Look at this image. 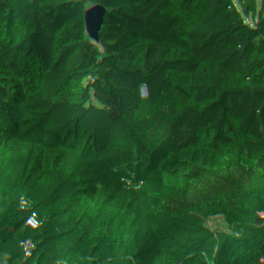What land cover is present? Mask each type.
I'll use <instances>...</instances> for the list:
<instances>
[{
	"label": "trees",
	"instance_id": "trees-1",
	"mask_svg": "<svg viewBox=\"0 0 264 264\" xmlns=\"http://www.w3.org/2000/svg\"><path fill=\"white\" fill-rule=\"evenodd\" d=\"M181 3L0 0V80L45 74L60 120L39 131L0 99V264H264V164L246 172V149L226 145L262 112L224 109L236 47L198 77L188 53L159 49L178 38L163 30ZM8 43L28 53L24 71ZM52 135L66 138L59 171Z\"/></svg>",
	"mask_w": 264,
	"mask_h": 264
},
{
	"label": "built area",
	"instance_id": "built-area-1",
	"mask_svg": "<svg viewBox=\"0 0 264 264\" xmlns=\"http://www.w3.org/2000/svg\"><path fill=\"white\" fill-rule=\"evenodd\" d=\"M181 1V5L175 10L173 25L163 30L164 34L177 33L178 38L174 41L160 44L159 49L163 52L183 51L188 53L191 62L190 73L193 77H198L215 67L219 53L215 50L214 43L224 36L228 29L237 27L238 23L229 20L217 28H213L212 24L206 23L200 33L181 36L182 28L179 24V13L182 5L187 0ZM224 1L228 10H237L241 13L242 20L246 24L249 33L264 42V0H261L259 4L252 2L248 5L236 3L232 0ZM202 42L205 43V48H200ZM10 83L0 80V99L6 96L11 97L17 104L32 110L37 117V130L48 131L51 124L60 123V120L53 114L49 98L46 96L48 86L45 74H32L26 84L15 89H11ZM253 103L255 109L264 113V97L257 99ZM234 144H240L246 149V157L242 163V167L246 172L257 171L264 164V140L249 139L243 133H235L231 134L226 141L227 146Z\"/></svg>",
	"mask_w": 264,
	"mask_h": 264
},
{
	"label": "crops",
	"instance_id": "crops-1",
	"mask_svg": "<svg viewBox=\"0 0 264 264\" xmlns=\"http://www.w3.org/2000/svg\"><path fill=\"white\" fill-rule=\"evenodd\" d=\"M211 0H187L183 5L179 13V24L182 28L181 36H187L203 31L206 23L212 24L213 28L224 25L227 21L232 20L238 23L237 27L228 29L227 33L220 37L215 43L214 47L218 53H224L228 49L236 47L235 62L231 64L230 68L234 65H239L241 70H247L248 65H252L255 70L261 71L264 74V42L253 37L247 30L246 24L242 20V15L239 11H231L227 8L222 12H214L211 16L208 13V5ZM236 3H242L248 5L252 2L260 3L261 0H232ZM200 48H205V43L200 44ZM229 68V70H230ZM253 80V78H252ZM8 81L9 80H2ZM11 89H15V85L11 82ZM235 89L228 90V84L226 82L225 101L227 102V94ZM261 91L264 92V86H261ZM240 92H237L238 95ZM235 95V96H236ZM264 94L257 96L253 99H245L256 101L259 98H263ZM241 98L237 102L228 104L229 106L244 102ZM225 102V103H226ZM212 105V104H211ZM228 105L224 106V109H228ZM211 107V106H210ZM228 118V117H227ZM226 118V120H227ZM264 130V113L254 122L250 127L244 130V134L248 137H252L256 133Z\"/></svg>",
	"mask_w": 264,
	"mask_h": 264
},
{
	"label": "rangeland",
	"instance_id": "rangeland-1",
	"mask_svg": "<svg viewBox=\"0 0 264 264\" xmlns=\"http://www.w3.org/2000/svg\"><path fill=\"white\" fill-rule=\"evenodd\" d=\"M122 45L127 47L138 46L140 43L133 39L131 36H126L122 39ZM5 55L9 62L17 64L19 70L22 72L27 68L28 62V53L27 52H19L15 50L11 46V44H6L5 46ZM239 65H234L230 68L227 74V84L228 90L235 89L237 92L242 91V95L240 98L244 101L245 99H253L257 96L264 94L263 91L260 90L261 86H264V74H262V70L258 71L252 65L247 66V70H241ZM253 78V80H252ZM239 98V99H240ZM227 105L233 102V97L231 96V91L227 94ZM224 102V105L226 106ZM212 103H203L200 104V108H209ZM229 107V105H228ZM221 132V128H220ZM104 225H106L104 220Z\"/></svg>",
	"mask_w": 264,
	"mask_h": 264
},
{
	"label": "water",
	"instance_id": "water-1",
	"mask_svg": "<svg viewBox=\"0 0 264 264\" xmlns=\"http://www.w3.org/2000/svg\"><path fill=\"white\" fill-rule=\"evenodd\" d=\"M237 91L234 90L231 96L234 98ZM250 100L249 103H253ZM66 145V138L62 135H52L45 140L46 163L49 168L54 171H59V164L64 154V147ZM107 224V219L105 220Z\"/></svg>",
	"mask_w": 264,
	"mask_h": 264
}]
</instances>
